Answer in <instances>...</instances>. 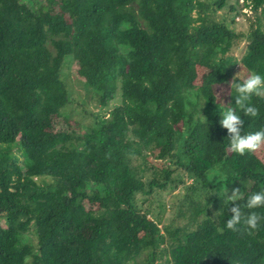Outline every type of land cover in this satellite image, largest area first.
Returning a JSON list of instances; mask_svg holds the SVG:
<instances>
[{
    "label": "trees",
    "instance_id": "obj_1",
    "mask_svg": "<svg viewBox=\"0 0 264 264\" xmlns=\"http://www.w3.org/2000/svg\"><path fill=\"white\" fill-rule=\"evenodd\" d=\"M231 1L0 0V264H264V0L241 2L248 35L216 19ZM67 60L101 108L119 95L115 141L104 121L70 117ZM238 65L263 88L232 78ZM198 67L200 107L187 97ZM148 128L150 143L130 136ZM168 189H183L178 214L215 217L216 235L160 250L161 219L137 198Z\"/></svg>",
    "mask_w": 264,
    "mask_h": 264
},
{
    "label": "rangeland",
    "instance_id": "obj_2",
    "mask_svg": "<svg viewBox=\"0 0 264 264\" xmlns=\"http://www.w3.org/2000/svg\"><path fill=\"white\" fill-rule=\"evenodd\" d=\"M233 3L234 1L232 0L229 5H234V11H230L229 7H226L224 10L217 13L216 19L221 20V18H224L227 25H229L235 32L248 35L250 26L254 21L253 13L249 9L241 6V0L239 1L238 6ZM262 28L264 30V24L262 25ZM68 33L69 32L66 29L63 32V36H68ZM244 47L245 39L239 41L238 45L233 48L231 54L239 60L243 54ZM76 70L77 67L75 64L71 60H67L66 64L62 68L61 74L62 80L65 82L69 95L73 101V104L68 107L70 117L79 125L83 126H93L96 121H99V119L100 121H104L101 129L105 135V140L108 142L115 141L114 137L118 135V132L113 130L114 133L111 134L108 133V131L112 130L113 126H117L118 121H114L113 119L109 120L108 112L120 103L119 95H117L105 109L101 108L98 102V97L84 86L83 80L76 75ZM205 73V69L198 67L197 80L195 81L194 86L187 91V97L193 102L197 101L196 103L199 107L202 106L201 80L203 78V74ZM234 77L243 79L259 89L263 88V86L258 85L255 82L254 78L249 75L241 65H238L234 69L232 78ZM230 85L231 84L215 87L216 96L222 105L228 104V90ZM199 107L197 108V113L200 110ZM141 131L142 129L137 130L135 133H130V136L137 140L141 138L146 144L150 143L156 136V131L154 129L148 128L143 130L142 133ZM261 150V154L258 152V156L264 162V146ZM20 161H22L21 158ZM133 164H140V159L135 158L133 160ZM207 177L216 183L223 179V174L216 167L207 173ZM190 182L191 180L188 179L187 183ZM250 186L251 183L249 181L242 180L237 185L224 188L222 193L227 197V199L236 200L240 198ZM182 195L183 189H168L165 191L157 190L150 198H145L146 200L142 197L137 198V204L141 210L149 207L151 211L150 217L158 216V218L161 219L159 228L161 230V234L165 237V243L160 246V250L164 248L167 251H170L177 247L180 243L191 244L200 242L215 236L217 233V229L215 227L216 220L213 216L208 221H202V218H200L199 220L193 222L189 220L188 214H178V209L174 205L179 202ZM85 206L87 207V205ZM0 219L2 224H4V219L2 217ZM24 238L28 243L32 245L35 244L32 231L28 232ZM155 264H160V262H156Z\"/></svg>",
    "mask_w": 264,
    "mask_h": 264
},
{
    "label": "built area",
    "instance_id": "obj_3",
    "mask_svg": "<svg viewBox=\"0 0 264 264\" xmlns=\"http://www.w3.org/2000/svg\"><path fill=\"white\" fill-rule=\"evenodd\" d=\"M240 1V0H239ZM241 2H242V0H241Z\"/></svg>",
    "mask_w": 264,
    "mask_h": 264
}]
</instances>
